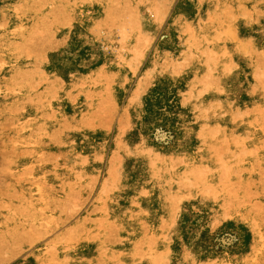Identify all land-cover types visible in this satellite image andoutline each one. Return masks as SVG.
<instances>
[{
	"label": "rangeland",
	"instance_id": "rangeland-1",
	"mask_svg": "<svg viewBox=\"0 0 264 264\" xmlns=\"http://www.w3.org/2000/svg\"><path fill=\"white\" fill-rule=\"evenodd\" d=\"M96 2L0 0V264H264V0Z\"/></svg>",
	"mask_w": 264,
	"mask_h": 264
},
{
	"label": "bare ground",
	"instance_id": "bare-ground-1",
	"mask_svg": "<svg viewBox=\"0 0 264 264\" xmlns=\"http://www.w3.org/2000/svg\"><path fill=\"white\" fill-rule=\"evenodd\" d=\"M85 2L84 3V5H80V2ZM95 2V3H97L96 1H102V0H70V3H71V6H72V9H73V11H75L74 13L76 14V16H78L79 17V19H80V21L81 22H83V24H86L87 25V29H90L92 26H94V24H96L97 23V25L96 26H98V24H100L101 26L103 25L104 27H108L109 28V26H108V24H109V22H108V19L107 18H103L102 16L101 17H98V18H92L91 17V15L90 14H88V12H87V7L88 6H91V4H93V2ZM149 2V1H148ZM161 2H162V0H161ZM157 3H160V2H157ZM66 4H67V2H66ZM150 4V3H149ZM152 4V3H151ZM154 4V3H153ZM152 4V5H153ZM167 4V3H166ZM225 4V3H224ZM69 5V4H68ZM106 5V4H105ZM156 5V4H155ZM155 5H153L154 7H155ZM61 6V5H60ZM157 6V5H156ZM34 7H36V6H34ZM37 8V7H36ZM160 8H162V6L160 7ZM159 8V9H160ZM28 9V8H27ZM26 10V9H25ZM30 10V9H29ZM51 10H53L52 8L50 9V10H48L47 12H44V13H42V15L40 16V18L37 20V21H40V22H42V25L43 26H45V24H49L50 23V19H49V17L47 16L48 15V13H49V11H51ZM106 11V10H105ZM124 11H126V10H124ZM107 12V11H106ZM90 13V12H89ZM57 14H58V12H57ZM124 14V13H123ZM127 14V13H126ZM119 15V14H118ZM58 16H59V14H58ZM120 16V15H119ZM128 16V15H127ZM129 16H130V14H129ZM154 17V16H153ZM31 18V17H30ZM128 19V18H127ZM153 19V18H152ZM128 23H130V22H128ZM35 24V23H34ZM64 25H65V23H64ZM15 25H11V28L12 27H14ZM222 29H224V31L223 32H220V33H216L215 34V32H214V34L217 36V38H221L220 40H223V42H225V44H229V43H231V42H233L234 41V33H232L231 32V29H229L228 28V26H227V24H222L221 26H220ZM127 28V27H126ZM131 29V28H130ZM17 33H19V32H14L13 33V37L9 40V41H7L6 43H5V45L4 46H6V47H8V48H11L12 47V45H11V43H12V41L15 39V38H17ZM126 33V32H125ZM137 33V32H136ZM122 34H124V33H122ZM21 35V34H20ZM23 35V34H22ZM29 35V34H28ZM42 35V34H41ZM137 35V34H136ZM139 35V34H138ZM4 35H0V39L3 37ZM25 36V35H24ZM30 36H32V35H30ZM106 37V36H105ZM43 38V37H42ZM44 38H47V37H44ZM50 39V38H49ZM235 39H237V38H235ZM38 40V39H37ZM43 40V39H42ZM136 40V41H135ZM46 41V40H45ZM133 41H134V45H136V46H134L135 48V50H136V48H137V46H138V44H139V40H138V38H136L135 36H134V38H133ZM141 41V40H140ZM239 41V40H238ZM23 42V41H22ZM143 42V41H142ZM221 42V41H220ZM120 43V42H119ZM144 43V42H143ZM243 45H244V47L247 49V51H249L250 52V54L251 55H253V56H256V49L255 48H252L251 46H249L250 44H246V43H242ZM141 45V44H140ZM237 48H238V46H237ZM144 49V48H143ZM143 49H141V50H143ZM139 50V49H138ZM146 50V49H145ZM137 51V50H136ZM239 51H242V50H240L239 49ZM138 52V51H137ZM129 53V52H128ZM140 53V52H139ZM138 53V54H139ZM141 55H142V53H140ZM144 55V54H143ZM248 57V56H247ZM79 58V57H78ZM17 59V58H16ZM138 59H140V58H138ZM10 61H13L14 62V65H15V69H17V70H20V63L19 62H17L15 59H14V57L13 56H11V60ZM124 61V60H123ZM123 61H122V64H123ZM135 61V60H134ZM77 63H78V65H80V64H83V62H82V59L81 58H79L78 60H77ZM126 63V62H125ZM249 63L250 64H248V65H250V66H252V67H254V61L252 60V59H250L249 60ZM259 63V62H258ZM105 64V63H104ZM108 64V63H107ZM168 67L169 68H171V69H173V70H175V69H177V67H181V65H182V63L181 62H178L177 63V66L175 65V63H169L168 62ZM131 66V65H130ZM261 66V65H260ZM102 68V70H103V68L104 67H101ZM100 68V69H101ZM230 68V67H229ZM130 69L131 68H129V70H124V68L123 69H120L119 71H112V70H110V72H108L107 74L109 75L107 78H106V80H111V79H115L116 80V84H117V88L118 89H122L123 87H124V85H125V77L126 76H128L129 78L131 77V75L133 76L134 74H131L130 75ZM102 70H98V68H92V69H90V70H88V71H86V72H84L83 73V75H82V77H80V79L81 80H85V81H87V80H89L92 76H95V75H97V74H100V73H102L103 74V72H102ZM2 72H5V69L2 71ZM257 72H258V70H256V72L255 73H253V75L254 76H256V74H257ZM30 74H32L31 72H30ZM17 75L19 76V77H21V76H26L25 74H23V72H21V73H17ZM130 75V76H129ZM105 76V75H104ZM262 75H259V77L257 78L258 80H260V77H261ZM110 85V84H109ZM259 85V84H258ZM261 87V89L264 91V87L263 86H260ZM125 88V87H124ZM218 90V89H217ZM46 92V91H45ZM42 98L40 99V97L39 96H37V103H38V105H40V104H43L44 105V103L45 104H47L46 102H45V100H44V98H45V95H44V93L42 92ZM44 97V98H43ZM115 100V99H114ZM101 105V104H100ZM99 106V105H98ZM229 112V111H228ZM91 114V113H90ZM236 115H238V114H236ZM32 121V124H31V127H34V126H38V122H36V120L34 119V120H31ZM248 121V120H247ZM245 122V121H244ZM246 124V123H245ZM248 126V125H247ZM249 127V126H248ZM214 128H211V130H213ZM200 130V129H199ZM211 132V131H210ZM29 136H28V134H23L22 135V138H21V141H24V142H28L30 139L28 138ZM202 137V136H201ZM210 137H211V135H210ZM209 137V138H210ZM203 139V138H202ZM31 141V140H30ZM18 145H21L22 143H19V142H16ZM16 144V145H17Z\"/></svg>",
	"mask_w": 264,
	"mask_h": 264
}]
</instances>
